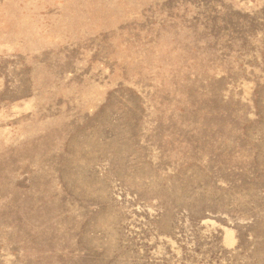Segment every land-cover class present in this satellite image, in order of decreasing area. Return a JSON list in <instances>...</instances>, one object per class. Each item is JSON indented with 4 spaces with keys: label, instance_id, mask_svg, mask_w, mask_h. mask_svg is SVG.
Returning <instances> with one entry per match:
<instances>
[{
    "label": "rangeland",
    "instance_id": "374dc122",
    "mask_svg": "<svg viewBox=\"0 0 264 264\" xmlns=\"http://www.w3.org/2000/svg\"><path fill=\"white\" fill-rule=\"evenodd\" d=\"M0 264H264V0H0Z\"/></svg>",
    "mask_w": 264,
    "mask_h": 264
}]
</instances>
